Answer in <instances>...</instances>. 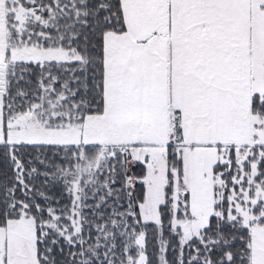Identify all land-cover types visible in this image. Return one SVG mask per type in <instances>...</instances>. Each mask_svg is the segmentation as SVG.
I'll list each match as a JSON object with an SVG mask.
<instances>
[{"label": "snow or ice", "instance_id": "1", "mask_svg": "<svg viewBox=\"0 0 264 264\" xmlns=\"http://www.w3.org/2000/svg\"><path fill=\"white\" fill-rule=\"evenodd\" d=\"M0 264H264V0H0Z\"/></svg>", "mask_w": 264, "mask_h": 264}]
</instances>
